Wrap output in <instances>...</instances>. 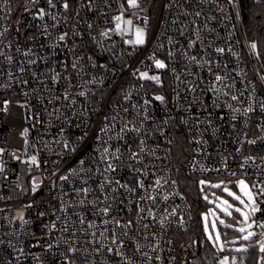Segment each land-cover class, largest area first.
Instances as JSON below:
<instances>
[{
  "label": "built area",
  "instance_id": "2783aa9c",
  "mask_svg": "<svg viewBox=\"0 0 264 264\" xmlns=\"http://www.w3.org/2000/svg\"><path fill=\"white\" fill-rule=\"evenodd\" d=\"M245 1L0 0V264H195L206 246L211 264L247 263L255 240L187 243L173 155L183 136L207 193L201 180L264 186V24L251 34ZM137 27L145 43H126Z\"/></svg>",
  "mask_w": 264,
  "mask_h": 264
},
{
  "label": "snow or ice",
  "instance_id": "6c2138e0",
  "mask_svg": "<svg viewBox=\"0 0 264 264\" xmlns=\"http://www.w3.org/2000/svg\"><path fill=\"white\" fill-rule=\"evenodd\" d=\"M51 2V0H49ZM127 3L129 7L136 8L138 7V0H127ZM64 8L68 7V4L65 3ZM43 10H41L42 12ZM114 20L117 22L115 25V31L120 34H125L128 30L131 29L133 21L131 19L125 20L122 15L116 16ZM122 24L127 25L128 28H122ZM2 34V33H0ZM102 35L107 36L108 33L104 32ZM145 30L143 28L137 27L134 31V39L125 41L128 44L131 45H142L145 43ZM61 40L64 39V36L60 37ZM251 47L255 50L256 44L253 43ZM218 52H223V49H217ZM195 59V58H193ZM155 67L158 69H162L165 67V64L161 60H155ZM140 77L142 79H149L152 81H155L157 84L160 83V77L159 76H149L147 72H141ZM216 79L219 81L221 79L220 76H217ZM157 100L163 101L162 96L155 97ZM232 99H236V97H232ZM252 109H247L246 111H251ZM250 143H254V141H250ZM2 151V149H0ZM108 150L105 149V152ZM31 164H36L37 159L35 156L31 157L30 160ZM112 166L109 165V168ZM234 175V173H233ZM61 179H66V177H61ZM156 185L159 186L161 181L160 179L156 180ZM206 182L204 180L200 181L201 185H204ZM211 188L221 189L224 193L227 194L228 197H231L233 202H230L228 199L222 198V197H215V200H208V196L206 195L204 197L205 200H207L209 203L214 204V209H210L208 214H203L204 219V230L207 234V238L209 241H212L214 246L219 247L220 251H224L225 243L221 242V233L219 230H217V224L223 225L227 228H232L235 232L241 234L239 236L240 240L243 241H249L254 236H257L258 233L255 231H252L253 227H258L261 229H264V221H261L257 223V221L254 219L256 214L258 212L264 211V209H261L257 203L258 199L260 203H264V186H259L257 184H249L244 179H241L236 182V187L239 189V193L233 192L230 190V188L227 185L224 184H211L208 185ZM35 186L33 187V191H35ZM85 193H87V189H83ZM203 191V189H202ZM150 199H155L154 197H150ZM165 200L168 199L167 196L164 197ZM217 210L222 215L217 214ZM104 213L107 214L108 209H103ZM233 213L238 214V217L234 216ZM173 215L175 214V209H173ZM149 216L153 215L150 211L148 213ZM209 215L213 217L211 221H209ZM228 218L230 220H233L235 223H227L226 219ZM80 223L83 224L85 221L83 218H81ZM161 223L163 224V220H161ZM181 224H183V220H181ZM238 225V226H237ZM130 226V224H129ZM88 227L91 228L92 224L88 223ZM123 227V226H121ZM211 228V231L209 230ZM95 235V234H94ZM103 233H101V236ZM261 236V239L257 241V246L259 248L260 253L264 254V232L259 233ZM112 243L116 244L117 239L115 237L112 238ZM230 243H236L235 240L231 241ZM122 244V242H121ZM51 247V246H49ZM71 252H75L76 249H69ZM109 251H112V249H109ZM235 252H247L248 247L241 246L233 249ZM219 264H237V260L235 257L231 258V261L229 260L228 256H224L220 261ZM242 264V261H241ZM261 264H264V257L261 259Z\"/></svg>",
  "mask_w": 264,
  "mask_h": 264
},
{
  "label": "trees",
  "instance_id": "16d2710c",
  "mask_svg": "<svg viewBox=\"0 0 264 264\" xmlns=\"http://www.w3.org/2000/svg\"><path fill=\"white\" fill-rule=\"evenodd\" d=\"M244 15L247 27L252 35H259L264 24V5L257 4L252 0H247L244 3ZM189 154V148L183 136L176 139L173 146V155L178 166L177 176L179 186L182 192L185 194L188 202L193 208L195 217V223L189 231L190 238L187 239V243L201 246L203 237V222L202 212L207 208L206 203L201 200V187L199 181L191 178L185 171V160ZM227 221L229 219L227 218ZM224 238H231L234 236V230L232 228H221ZM212 250L211 247L206 246L204 250L196 257L195 264H211ZM258 260V248L252 247L249 250L248 261L246 264H259Z\"/></svg>",
  "mask_w": 264,
  "mask_h": 264
},
{
  "label": "rangeland",
  "instance_id": "374dc122",
  "mask_svg": "<svg viewBox=\"0 0 264 264\" xmlns=\"http://www.w3.org/2000/svg\"><path fill=\"white\" fill-rule=\"evenodd\" d=\"M239 180H241V179H239ZM244 180H245L247 183L250 184V182H249L248 180H246V179H244ZM206 183H207L208 185H211L212 182H211L210 180H208ZM224 183H226V182H224ZM218 184H221V183H218ZM226 185L230 188L231 191L236 192L237 194H240V193H239V189H238L236 186L233 187V186H231L230 184H227V183H226ZM250 185H251V184H250ZM202 189H203V188H201V190H202ZM202 193H203V194H206V195L208 196V200H215V197L219 196V197H222V198L228 199L230 202H233L232 199H231V197H228L227 194L224 193V192L222 191V188H221V189L212 188V189H210V190L208 191V193L205 192L204 189H203ZM257 203H258V201H257ZM258 205H259V203H258ZM210 209H214V204L209 203V204L207 205V208L202 212L203 230H204V219H203V214H208ZM217 214H218V215H222L221 213H219L218 210H217ZM233 215L236 216V217H238V214H236V213H233ZM212 219H213V217H212L211 215H209V221H211ZM225 219H226V222H227V223H235L233 220H230V219H229V221H227V218H225ZM263 221H264V220H263ZM257 223H259V222H257ZM237 226H238V225H237ZM221 228H227V227H224L223 225L217 224V230H219L220 233H221V242H224V243H225V248L234 247V246H235V247H240L241 244H246V245H248L249 243L251 244V243L253 242V241L251 242V240H255V241L257 242L258 240L261 239V236L259 235V233L264 232V229H261V228H258V227H255V226H254L253 229H252V231H255V232L258 233V235H257L258 238H256V239H253V238H252V239L249 240V241H243V240H240V239H239V236H240L241 234H239L238 236L232 237V238H230V239H228V238H224V237H223V234H222V230H221ZM209 230L211 231V228H210ZM204 231H205V230H204ZM205 234H206V232H205ZM206 236H207V234H206ZM233 240H235L236 243H230V242L233 241ZM210 242H211L212 245L214 246L213 242H212V241H210ZM214 247H218V245H217V246H214ZM225 248H224V249H225ZM262 257H264V254L260 253L259 248H258V258H259V261H261Z\"/></svg>",
  "mask_w": 264,
  "mask_h": 264
},
{
  "label": "water",
  "instance_id": "95a60500",
  "mask_svg": "<svg viewBox=\"0 0 264 264\" xmlns=\"http://www.w3.org/2000/svg\"><path fill=\"white\" fill-rule=\"evenodd\" d=\"M195 251H196V253H198V252H199V248H198V247H196V248H195Z\"/></svg>",
  "mask_w": 264,
  "mask_h": 264
}]
</instances>
